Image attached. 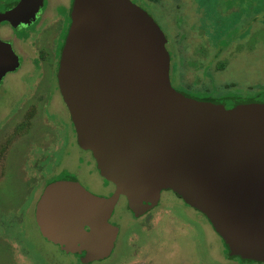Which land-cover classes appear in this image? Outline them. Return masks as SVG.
<instances>
[{"label": "water", "instance_id": "water-1", "mask_svg": "<svg viewBox=\"0 0 264 264\" xmlns=\"http://www.w3.org/2000/svg\"><path fill=\"white\" fill-rule=\"evenodd\" d=\"M42 1L20 0L0 21ZM167 42L133 0H74L60 86L79 144L116 190L102 197L62 179L39 202L37 222L69 250L82 243L85 262L101 260L120 232L110 218L121 195L140 216L172 190L204 213L231 256L264 262V97L211 100L176 89Z\"/></svg>", "mask_w": 264, "mask_h": 264}, {"label": "rangeland", "instance_id": "rangeland-1", "mask_svg": "<svg viewBox=\"0 0 264 264\" xmlns=\"http://www.w3.org/2000/svg\"><path fill=\"white\" fill-rule=\"evenodd\" d=\"M11 1L0 0V5ZM69 1L48 0L47 3L55 6ZM133 1L146 9L166 33L167 47L173 57L172 82L177 89L199 97L264 95V0ZM176 40L183 74L177 77L178 54L173 45ZM209 44L223 48L222 55L227 63L221 74L223 84L219 87L212 83L206 88L207 82L202 79H211L205 69L208 62L205 67L202 65L203 59L215 56ZM188 57L193 58L192 61ZM184 71L187 72L186 78ZM194 73L199 75L193 76ZM232 82H237L236 87H225L224 83ZM250 85L254 86L253 91L247 89ZM63 119L67 129L70 115L66 104L63 105ZM72 150L76 165L73 172L84 184L100 190L103 177L97 167L90 169L89 160L81 148L74 146ZM77 154L79 160L75 159ZM68 160L71 163V158ZM112 221L120 228L113 251L108 257L90 264H264L227 254L223 238L204 213L188 206L172 190H163L159 204L141 217H135L127 199L122 198ZM24 225L30 251L38 258L43 261L50 258L47 264L76 262L72 255L60 251L40 234L31 212L27 213ZM29 261L23 253L17 257L20 264ZM0 264H11L6 249L1 247Z\"/></svg>", "mask_w": 264, "mask_h": 264}, {"label": "flooded vegetation", "instance_id": "flooded-vegetation-1", "mask_svg": "<svg viewBox=\"0 0 264 264\" xmlns=\"http://www.w3.org/2000/svg\"><path fill=\"white\" fill-rule=\"evenodd\" d=\"M19 1L13 0L1 4L0 11L13 8ZM47 2L48 0L29 3L20 8L13 19L0 21V247L6 249L11 264H20L17 262L20 253H23L27 261L30 260L22 264L38 262L47 264L46 261H50V258L46 261L38 258L30 251L26 241L24 223L27 213L31 212L40 234L48 242L54 244L60 251L72 255L76 261L73 262L74 264H90L93 261L83 260L86 249L82 243L76 248L81 251L69 250L66 242L45 235L37 222L39 202L49 186L62 179H77L91 193L102 197H110L116 190V184L101 174L93 151L79 144L77 130L60 86L59 67L72 22L74 0H70L65 5L55 6ZM176 42L177 40L173 45L178 54L175 69L177 77L183 74L180 50L176 47ZM3 43L11 45V57L6 51L9 45ZM208 47L213 50L215 56L203 59L202 65L205 67L208 62L205 69L208 70L211 79L209 78V81L208 78L201 77L207 82L206 88L212 83L219 87L221 83L223 84L221 76L224 70L223 48L219 49L211 44ZM188 58L191 61L193 59ZM172 60L171 54V71ZM9 61L11 64L8 69L1 73L3 65L8 64ZM187 69L191 70V68ZM185 75L187 72L184 71ZM172 84L176 88L173 82ZM247 89L253 91L254 86L250 85ZM64 104L70 115V125L67 129L63 119ZM74 146L86 153L85 157L89 160L90 169L96 166L103 177L100 190L90 188L73 172L76 166L73 163ZM75 159L79 160V154ZM122 198L126 197L121 195L120 200ZM181 199L191 206L183 198ZM155 207L140 216H136L130 210L135 217H141ZM112 217L110 222L118 225L112 221ZM85 228L90 230L89 225H85ZM59 260L61 262V259ZM55 264L60 263L55 262Z\"/></svg>", "mask_w": 264, "mask_h": 264}, {"label": "trees", "instance_id": "trees-1", "mask_svg": "<svg viewBox=\"0 0 264 264\" xmlns=\"http://www.w3.org/2000/svg\"><path fill=\"white\" fill-rule=\"evenodd\" d=\"M223 68L225 69L226 67H227V63H226V61H224V64H223ZM235 82H232V83H224V85H225V87L226 88H229V87H234L235 86ZM185 93H187V94H189V95H192V96H195V95H193V94H191V93H188V92H185ZM196 97H199V96H196ZM258 97H264V95L262 96H260V95H250V96H248V97H246V96H222V95H209V96H205V97H200V98H206V99H211V100H225V99H227V98H236V99H255V98H258ZM225 243V242H224ZM225 246H226V244H225ZM226 251H227V254H229V249H228V247L226 246ZM230 255V254H229ZM231 256V255H230ZM232 258L233 257H239V258H241V259H243L244 261H256V260H252V259H248V258H242V257H240V256H231ZM261 262H263V261H261Z\"/></svg>", "mask_w": 264, "mask_h": 264}]
</instances>
